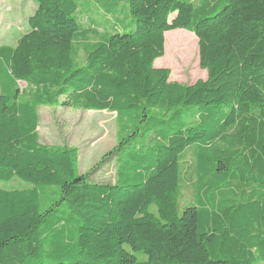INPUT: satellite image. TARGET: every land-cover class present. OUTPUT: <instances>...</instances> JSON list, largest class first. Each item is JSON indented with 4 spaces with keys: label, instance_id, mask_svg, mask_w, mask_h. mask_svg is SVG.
I'll return each instance as SVG.
<instances>
[{
    "label": "trees",
    "instance_id": "obj_1",
    "mask_svg": "<svg viewBox=\"0 0 264 264\" xmlns=\"http://www.w3.org/2000/svg\"><path fill=\"white\" fill-rule=\"evenodd\" d=\"M33 2L29 31L0 46V183L31 185L0 189V264H264V0ZM176 30L198 39L206 80L154 67ZM191 42L170 45L188 57ZM53 106L115 114L113 183L39 143Z\"/></svg>",
    "mask_w": 264,
    "mask_h": 264
},
{
    "label": "rangeland",
    "instance_id": "obj_2",
    "mask_svg": "<svg viewBox=\"0 0 264 264\" xmlns=\"http://www.w3.org/2000/svg\"><path fill=\"white\" fill-rule=\"evenodd\" d=\"M36 9L33 0H0V46L15 47L17 41L29 31L27 20ZM84 26L86 24L85 20ZM102 32V29L98 30ZM167 35V36H166ZM168 38V44L165 40ZM176 38L192 39L189 44L190 54L183 57L179 50L170 45ZM187 41V40H186ZM155 68L169 71V81L182 85H192L199 80H206V71L199 66L198 39L185 30L167 32L164 35V56L154 62ZM20 90L26 88L19 84ZM39 143L46 147H70L78 149L77 174L87 175L92 183H113L116 173L115 149L116 120L115 114L106 111H84L75 107H40L38 109ZM114 152V156L112 155ZM188 157L181 161L182 188L176 199L177 213L183 211L182 203L192 201L190 192L194 177L186 165ZM31 185L14 178L10 182L0 183V189L13 191L25 190ZM156 211V206L150 207ZM139 262L146 261L143 253L134 254Z\"/></svg>",
    "mask_w": 264,
    "mask_h": 264
},
{
    "label": "water",
    "instance_id": "obj_3",
    "mask_svg": "<svg viewBox=\"0 0 264 264\" xmlns=\"http://www.w3.org/2000/svg\"><path fill=\"white\" fill-rule=\"evenodd\" d=\"M19 84H20L21 86H24V85L26 86V84H25L24 82H20Z\"/></svg>",
    "mask_w": 264,
    "mask_h": 264
}]
</instances>
